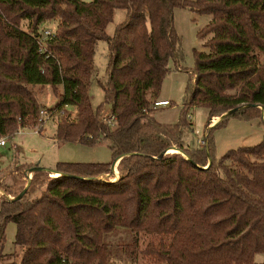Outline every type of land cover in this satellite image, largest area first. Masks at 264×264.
Here are the masks:
<instances>
[{
    "label": "trees",
    "instance_id": "trees-1",
    "mask_svg": "<svg viewBox=\"0 0 264 264\" xmlns=\"http://www.w3.org/2000/svg\"><path fill=\"white\" fill-rule=\"evenodd\" d=\"M175 7L211 15L197 32L208 51L193 50L178 122L161 124L151 105L169 62L188 70ZM115 8L125 18L109 36ZM53 19L41 42L40 25ZM98 40L108 46L98 81L106 118L88 94ZM46 85L57 98L49 107L36 89ZM198 106L208 111L203 148L186 147ZM42 108L57 141L105 139L111 162L0 171L1 193L12 196L0 197V249L13 223L18 264H108L104 238L117 228L153 237L139 252L148 264H264L254 261L264 257V139L218 159L212 139L231 118L264 125V0H0V137L36 127Z\"/></svg>",
    "mask_w": 264,
    "mask_h": 264
},
{
    "label": "rangeland",
    "instance_id": "rangeland-1",
    "mask_svg": "<svg viewBox=\"0 0 264 264\" xmlns=\"http://www.w3.org/2000/svg\"><path fill=\"white\" fill-rule=\"evenodd\" d=\"M90 1V0H82ZM125 18V10L115 8L112 19L107 23L105 31L112 36L115 27ZM211 19L210 14L198 13L196 11L175 7L173 9V22L179 36V50L182 54L180 64L188 70L176 69L174 62H169L170 71L163 79L158 94V99L164 98L169 101L168 105L156 107L154 119L161 124H176L179 120L184 90L190 77V71L194 66L193 50L208 51L203 46L205 39H200L197 32ZM57 20H48L40 25L41 30H49L54 33ZM108 56L107 41L98 40L94 53V73L88 89L90 102L93 108L102 104L101 117L106 118L110 114V105L103 103V91L98 83L105 81L107 76L105 66ZM39 91V99L45 107L52 106L57 102L50 86L36 88ZM153 100L150 94H147ZM154 108V107H153ZM69 120L74 121L76 109L68 106ZM208 111L205 107H194L190 110L189 120L191 129L183 131L184 146L201 148L198 141H203L204 127L207 121ZM264 120V118H263ZM216 119L211 120V126ZM37 127V126H36ZM33 128H23L12 138L6 139V146L0 147V171L9 173L23 164L36 165L40 168L52 170L58 163H84V164H106L111 162V151L108 141L99 139L92 145L79 142L57 141L55 136V121L49 120L39 129L40 134ZM214 142V156L221 158L227 151L241 147H251L259 144L264 139V125L260 119L241 121L231 118L225 126L217 128L212 132ZM203 148V147H202ZM115 171V168H114ZM117 178V172H114ZM27 183V180H26ZM0 197L12 199L11 195ZM15 225L9 223L5 230V240L0 249V264H18L20 256L14 255ZM153 241L152 236L145 234H133L127 229L117 228L114 232L104 238L108 247V264H148L140 255L146 245ZM134 246V249H133ZM132 248L134 253L129 252ZM256 263H263L264 257L257 254L254 257Z\"/></svg>",
    "mask_w": 264,
    "mask_h": 264
},
{
    "label": "built area",
    "instance_id": "built-area-1",
    "mask_svg": "<svg viewBox=\"0 0 264 264\" xmlns=\"http://www.w3.org/2000/svg\"><path fill=\"white\" fill-rule=\"evenodd\" d=\"M52 33L49 31V30H44L43 31V37L41 38V42H43L42 39H45L49 36H51ZM169 104V101L166 100V99H156V100H153L152 102V107L156 108V107H159V106H165V105H168ZM52 116V111L48 110L47 108H42L40 110V115H39V119H38V125L37 127L35 128V132L37 131L38 133L40 132L39 129H42V125L46 122V121H49L50 118ZM19 131H21V128H18L17 130V133H19ZM6 139L7 138H4V137H0V147L2 146H5L6 145ZM198 144L202 147L203 146V141H198ZM27 178L26 180H30L31 179V173H27Z\"/></svg>",
    "mask_w": 264,
    "mask_h": 264
},
{
    "label": "water",
    "instance_id": "water-1",
    "mask_svg": "<svg viewBox=\"0 0 264 264\" xmlns=\"http://www.w3.org/2000/svg\"><path fill=\"white\" fill-rule=\"evenodd\" d=\"M164 153L161 154V156H163ZM39 170H43L45 172H51L52 170L49 169H45V168H39ZM24 194V191L22 193H20V195L18 196V199L22 197V195Z\"/></svg>",
    "mask_w": 264,
    "mask_h": 264
},
{
    "label": "crops",
    "instance_id": "crops-1",
    "mask_svg": "<svg viewBox=\"0 0 264 264\" xmlns=\"http://www.w3.org/2000/svg\"><path fill=\"white\" fill-rule=\"evenodd\" d=\"M157 99H158V98H157ZM161 99H164V98H161ZM263 118H264V116H263ZM5 146H6V145H5ZM2 147H4V146H2ZM0 168H1V167H0ZM114 172H117V171H116V168H115V171H114Z\"/></svg>",
    "mask_w": 264,
    "mask_h": 264
},
{
    "label": "bare ground",
    "instance_id": "bare-ground-1",
    "mask_svg": "<svg viewBox=\"0 0 264 264\" xmlns=\"http://www.w3.org/2000/svg\"><path fill=\"white\" fill-rule=\"evenodd\" d=\"M173 150V149H172ZM169 153V152H168Z\"/></svg>",
    "mask_w": 264,
    "mask_h": 264
}]
</instances>
